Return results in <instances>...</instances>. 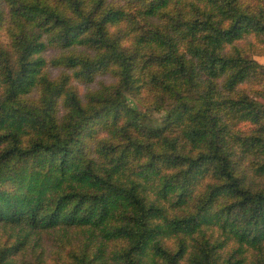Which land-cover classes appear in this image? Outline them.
<instances>
[{
  "label": "trees",
  "instance_id": "trees-1",
  "mask_svg": "<svg viewBox=\"0 0 264 264\" xmlns=\"http://www.w3.org/2000/svg\"><path fill=\"white\" fill-rule=\"evenodd\" d=\"M255 56L264 0H0V264H264Z\"/></svg>",
  "mask_w": 264,
  "mask_h": 264
},
{
  "label": "rangeland",
  "instance_id": "rangeland-1",
  "mask_svg": "<svg viewBox=\"0 0 264 264\" xmlns=\"http://www.w3.org/2000/svg\"><path fill=\"white\" fill-rule=\"evenodd\" d=\"M255 44H258V43L255 42ZM56 55H57V52L55 50H52V49L48 50L45 53V57L47 59L52 58ZM255 58L259 63L264 65V57L255 56ZM49 72H50L52 77L57 76L59 73L58 70H55V69H49ZM74 84L77 86L79 93L81 95L85 93V91H86L85 86L78 84V83H74ZM96 85H97V83L94 84L93 86H91L90 88L95 87ZM129 101L133 106H139L132 99H130ZM162 115H163L162 113L154 112V113H152V117H153L152 120H146L145 123L148 125H151V126H157L158 120L161 119ZM59 239L60 238L54 237V236H49V237L44 236V235L41 236L37 252H40V256L45 261V264H54L56 262V258L58 257V252H59V249L57 248V244H58ZM30 262H33V259H32L31 250L29 249L26 251V253L24 255H22V257H20L18 259V264H29Z\"/></svg>",
  "mask_w": 264,
  "mask_h": 264
}]
</instances>
